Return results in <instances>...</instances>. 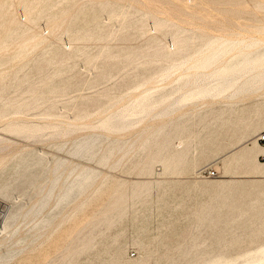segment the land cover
<instances>
[{
	"label": "rangeland",
	"instance_id": "1",
	"mask_svg": "<svg viewBox=\"0 0 264 264\" xmlns=\"http://www.w3.org/2000/svg\"><path fill=\"white\" fill-rule=\"evenodd\" d=\"M4 1L0 0V46L11 42L15 50L29 41L33 45L44 44L37 46L33 53L18 64L9 62V58L0 63L3 73L0 76V141L5 143L2 153L13 145L12 148L16 147L15 154L17 152L21 157L28 153L31 156L50 154L51 165L55 158L72 161L94 170V176L99 177V180L102 178L88 202L74 210L67 221L62 219L61 207L51 214L46 226L56 225L57 229L49 237L35 238L28 246L29 251L22 257L17 254L19 248H15L13 256L5 259L10 262L5 264H50L80 228L94 218L97 226L89 232L90 237L95 239L92 248L77 255L69 264H137L144 259L146 248L154 250L153 258L147 260L146 264H168L176 259L177 242L188 231L199 233L195 229L188 230L191 223L188 219L192 217L194 223L201 214L206 217L209 213L221 220L213 223L204 221L203 226H213L211 229L202 228V240L189 247L192 256L190 264L231 262L245 253H256L264 246V229L255 230L250 237H239V221L251 216V200L240 206L243 210L240 214L234 210L239 207L237 199L222 200L217 196L196 193L179 199L178 207L171 200L172 205L166 207L165 199L155 193L144 206L128 204L109 228L106 218L101 214L122 193H131L136 183L144 180L159 183L167 178L179 177L185 183L216 180L222 175L218 168L222 163L219 159L221 153L218 150L209 155L194 154L195 137L175 134L161 138L152 147L153 136L150 135L145 144L136 150L135 163H129L132 156L122 169L114 171L110 165L103 163L104 153L98 155L99 163L78 160L72 156L69 152L82 141L85 131L83 133L84 127L76 129L66 124L80 123L82 120L78 116L99 112L103 107L116 103L118 98L132 93L136 87L140 86L141 91L147 89L137 76L149 73L151 50L163 48V52L168 55L175 40L173 36L165 35L166 29L151 45L148 44L152 39L151 30L160 18L173 17L191 28L179 40L188 47L194 44L199 34L209 38L214 30L237 29L241 25L251 24L249 20H257L264 25V0H70L55 2L53 10L39 16L36 10L46 6V0H28L27 3L17 1L11 8ZM236 1L238 6L232 7L230 3ZM12 17L15 19L13 23ZM117 20L123 23L120 29L113 26ZM201 26L212 31L206 32ZM15 28L24 33L14 34L12 31ZM71 51H76L77 55L64 66H56L55 63L67 58V53ZM80 52H84V55H78ZM127 52L129 59L124 63L119 62ZM49 53H53L54 61H48ZM108 59L110 61L106 66L104 61ZM49 73L56 75L52 74L49 78ZM127 78L130 80L127 81ZM159 94L156 92L150 96L154 99ZM88 105L91 106L87 109ZM82 106L86 109H82ZM81 110L83 113H80ZM13 113H18L17 117H20L13 118ZM62 129L71 130L72 133L56 136ZM171 130L170 133L174 132L173 128ZM79 132L83 133L82 136ZM95 132L100 133V130ZM74 135L78 138L74 139ZM35 137H39L41 142L38 139L36 141ZM251 138L250 133H246L241 142L250 145L253 142ZM68 139L70 142L67 143ZM121 141L124 143L127 138ZM66 143L63 148L66 150L60 151ZM184 146L188 148L187 151H184ZM111 148L108 145L107 151ZM183 154L187 158L179 163L177 158ZM147 158L148 162L139 168L138 163ZM260 159L264 161V157ZM4 160L6 157L0 156V163ZM209 170L216 171L218 176L208 175L206 172ZM39 171L35 168L32 175L38 174L42 178ZM40 185L32 187L23 183L9 189V197L0 196V202L5 203L0 204V216L6 214V210L4 212L2 209L6 204H14L13 211H20L25 199L35 198ZM236 217H240V220L235 224L231 220ZM224 219L231 221L228 229H224ZM186 248L185 245L181 247Z\"/></svg>",
	"mask_w": 264,
	"mask_h": 264
},
{
	"label": "bare ground",
	"instance_id": "2",
	"mask_svg": "<svg viewBox=\"0 0 264 264\" xmlns=\"http://www.w3.org/2000/svg\"><path fill=\"white\" fill-rule=\"evenodd\" d=\"M17 1L27 3L28 0H5L3 3L6 6L9 4L11 8ZM57 1L70 0H46V6L36 10L37 15L53 10L52 7ZM238 4V1L234 4L230 3L232 7ZM123 13L125 14L124 11ZM7 17L11 18V16ZM11 21L13 23L15 19L12 17ZM249 22L252 23L241 25L237 29L210 30L212 35L209 38L199 34L194 44L185 47L179 40L191 28L173 17L160 18L151 30L152 39L148 44L151 45L166 29L165 35L173 36L175 40L168 55L163 52V48L151 50L149 73L137 76L141 85L147 89L141 91L140 86L136 87L132 93L118 98L113 105L103 107L92 115L78 116L82 120L80 123H66L68 126L73 125L72 127L76 129L84 127L83 133L85 131L83 136V133L79 132L83 139L69 153L78 160H87L92 163H99L98 155L104 153L103 163L110 165L113 170L122 169L128 158L132 156L133 159L129 163L133 165L136 161V150L145 144L150 135L153 136L152 147L161 138L175 134L195 137L194 154L209 155L218 150L221 153L219 159L222 163L220 162L221 165L218 168L222 171V175L216 180L185 183L179 179L180 177H174L175 179L167 178L159 183L144 179L143 182L136 183L131 193H122L101 214L106 218L109 228L112 223L114 224L116 216L128 204L135 207L144 206L155 193L165 199L166 207L172 204L178 207L179 199L196 193L217 196L222 200L237 199L239 207L234 210L240 214L243 212L240 206L251 200V216L244 221H239L240 217L233 218L231 221L235 224L237 221L240 222L239 237L241 238L250 237L257 229H264V161L260 159L264 157V145L259 142L262 137L260 131L264 129V25L259 24L257 20H249ZM64 23L65 21L62 24ZM62 24H60L61 28ZM113 26L115 29H120L123 23L117 20ZM205 31L210 32L207 29ZM12 32L24 33L17 28ZM40 44L44 43L33 45V42L29 41L15 47L14 50L11 42L5 43L0 46V63L9 58L11 60H8L9 62L18 64L24 61L28 54L33 53ZM80 54L84 55V52L78 53ZM48 55V61L55 60L52 57L53 53ZM76 55V51L68 52L67 58H62L55 64L64 66ZM128 59L127 52L119 59V62L124 63ZM109 61V59L104 61L106 66ZM49 65H47L48 68ZM2 74L0 71V76ZM52 74L49 73L47 77H52ZM129 80L130 78H127V81ZM156 92L160 94L152 99L150 95ZM89 106L91 105L86 106L87 109ZM86 107L82 106V109L85 110ZM82 111L80 113H83ZM17 114L13 113L12 117L19 118ZM171 128L174 129L172 133H170ZM96 130H100V133H96ZM70 132L72 133L71 130L62 129L55 135L68 136ZM246 133L252 136L250 140L253 142L250 145L241 142ZM104 137L105 140L101 141ZM73 138L78 137L74 135ZM126 138L127 141L123 143L121 140ZM36 139L39 140V137H35ZM67 143L59 150L65 151L66 148L65 150L63 148ZM4 144L0 141V156L6 157V160L0 163V196L9 197V189L16 184L28 183L32 187L41 185L35 198H27L23 201L20 211L14 212V204L11 203L2 208L4 212L6 210V214L0 216V264L10 262L5 259L13 256L15 248H19L17 254L22 257L29 251L28 246L35 238L49 237L57 229L56 225L46 226L51 214L61 207L62 219L64 222L67 221L74 210L88 202L93 189L102 180L94 176V170L85 168L79 163L55 158L51 165L50 154L31 156L28 153L21 157L17 152L15 154L16 147L12 148L13 145L2 153ZM108 145L112 147L110 151H107ZM20 148L17 149L19 152ZM185 150L187 151L188 148L185 147ZM186 154L177 158L179 163L187 158ZM148 160V158L142 160L138 163V167L143 166V163ZM35 168L40 169L42 178H39L38 174V176L32 175ZM0 204L5 203L0 202ZM222 209L223 206L220 211ZM95 220L96 218L92 219L80 228L50 264H69L77 255L88 252L95 240L89 234L97 226ZM193 220L192 217L188 219V222H191L188 230L195 229L199 233L188 231L182 240L177 242L179 246L176 249V259L168 264H190L192 256H190L189 247H193L202 240L203 235L200 232L202 228L211 229L213 226H203L204 221L213 223L221 218H214L209 213L206 217L201 214L194 223H192ZM57 221L59 222V219ZM231 221L224 219V229H228ZM208 236L205 237V242ZM183 245L187 248L181 249ZM153 256L154 250L146 248L144 259L137 264H146V261ZM210 264H264V246L256 253H245L234 261L223 263L215 261Z\"/></svg>",
	"mask_w": 264,
	"mask_h": 264
},
{
	"label": "built area",
	"instance_id": "3",
	"mask_svg": "<svg viewBox=\"0 0 264 264\" xmlns=\"http://www.w3.org/2000/svg\"><path fill=\"white\" fill-rule=\"evenodd\" d=\"M259 142L264 144V131L262 132V137H260ZM206 173L212 177L218 176L217 172L214 170H209Z\"/></svg>",
	"mask_w": 264,
	"mask_h": 264
}]
</instances>
